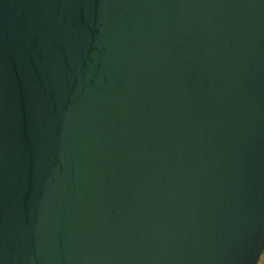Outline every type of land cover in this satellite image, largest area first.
Returning <instances> with one entry per match:
<instances>
[{
	"label": "water",
	"instance_id": "water-1",
	"mask_svg": "<svg viewBox=\"0 0 264 264\" xmlns=\"http://www.w3.org/2000/svg\"><path fill=\"white\" fill-rule=\"evenodd\" d=\"M264 0H0V264H258Z\"/></svg>",
	"mask_w": 264,
	"mask_h": 264
},
{
	"label": "rangeland",
	"instance_id": "rangeland-1",
	"mask_svg": "<svg viewBox=\"0 0 264 264\" xmlns=\"http://www.w3.org/2000/svg\"><path fill=\"white\" fill-rule=\"evenodd\" d=\"M258 264H264V252L262 253L260 257Z\"/></svg>",
	"mask_w": 264,
	"mask_h": 264
}]
</instances>
